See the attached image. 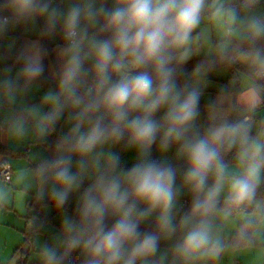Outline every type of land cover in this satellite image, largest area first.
Wrapping results in <instances>:
<instances>
[{"label":"clouds","instance_id":"clouds-1","mask_svg":"<svg viewBox=\"0 0 264 264\" xmlns=\"http://www.w3.org/2000/svg\"><path fill=\"white\" fill-rule=\"evenodd\" d=\"M0 144L37 264L264 258V0H0Z\"/></svg>","mask_w":264,"mask_h":264},{"label":"crops","instance_id":"crops-1","mask_svg":"<svg viewBox=\"0 0 264 264\" xmlns=\"http://www.w3.org/2000/svg\"><path fill=\"white\" fill-rule=\"evenodd\" d=\"M20 35H21V33L19 31L12 34V36H20ZM53 46H54V44L52 42H48L49 48H51ZM50 62H52V57H50L49 60L46 61V64H48ZM223 67H227V66H223ZM230 75H231V73L229 75H226V76H221L223 78H218V79L216 78L219 82L218 83L219 86L217 88H212V89L208 88L209 90L207 92L212 93L213 95H212L211 99H210V96H211L210 94H208L209 97L202 99V102H201L202 103V109H203V105L205 103H207L208 101L215 98L219 89L221 87H223L224 85H226L228 80H230V86L232 88H234L236 90L243 88L244 81L241 77L240 69L235 70L234 76H230ZM216 79H214V80H216ZM38 98H39V93H36L35 99L38 100ZM58 134H59V129L57 131V135ZM55 138L56 137L53 136L51 138V140H54ZM10 143L15 144L14 141H12ZM4 146L12 149L13 151H20L19 154H15V153L3 154L4 156H6L8 158V160L11 161L10 165H11L12 169L23 166L26 163V158L24 156V153H25L24 148L14 147L12 145H4ZM122 162L125 165L130 166L134 162V153H132V152L122 153ZM14 180H15V172L14 171H12V178H11V181L9 183H5V182L0 180V184H7L11 190L8 206L4 207V208H0V229L3 231H11L12 232L11 235L15 237L14 239L9 238V237H7L5 239L3 249H0V263L1 264H4L3 261L7 262L8 264H13L14 262H11L12 260H10L12 256H13V258L17 259L15 254H13V255L10 254V253H12L11 249H12L13 245L14 246L17 245L16 241H17V239H19L21 237V235H22L21 232H23V229H25L29 226V224H28V213L30 211V207L28 205L29 202L24 197H22L18 192H16L14 190ZM53 213H55V212L53 211ZM53 216L55 217L56 213ZM27 253L28 252H26V255L23 256V258H25V260L28 263H33L27 259V257H26L28 255ZM5 256H7V258ZM8 256H11V257L8 258ZM23 258H21V259H23ZM245 261L246 260H243L242 264H246ZM35 263H37V262H35ZM236 264H240V263H236Z\"/></svg>","mask_w":264,"mask_h":264},{"label":"rangeland","instance_id":"rangeland-1","mask_svg":"<svg viewBox=\"0 0 264 264\" xmlns=\"http://www.w3.org/2000/svg\"><path fill=\"white\" fill-rule=\"evenodd\" d=\"M209 48H210V45H209ZM205 50L207 51L208 48H206ZM216 71H217V73L214 74L210 78V82H209V85L206 89V94H205L204 98L209 97L208 94H210L211 95L210 99H211L213 94L207 92L209 90L208 88H211V89L217 88L219 86V84H218L219 82L217 79L223 78L221 76H226V75H229L231 73V71L228 67H223V66L218 67ZM214 79H216V80H214ZM202 119H203V115H202ZM169 156H171V153L169 154ZM153 157L159 158V154L156 153L155 150L153 151ZM186 199L187 198H184V205H185ZM54 214L55 213H53V212L48 214V216H49L48 228L43 234L31 232L29 226L27 228L23 229V232H21V234H22L21 237L19 239H17V241H16V243H17V245H15L16 247L13 245V247L11 249L12 253H10L12 255L15 254L17 259L13 258V256L12 257L8 256V258L11 257L10 260H12L11 262H14L13 264H17V262L20 261V259L26 255V252H28L27 253L28 255L26 256L27 259L30 262L37 264V263H35V262H37V259H36L35 249L33 248V243L34 242L39 243L41 240L47 239L49 234L53 233L55 228H58V226H59L58 217H57V214L54 217L53 216ZM11 234H12L11 231H3L0 229V249H3L4 241L7 237L12 238V239L15 238ZM260 253H261V249H259V248L238 250L234 253L226 254L221 259L219 264H236V263L242 264L243 260H246L245 261L246 264H264V258L261 257ZM5 257L7 258V256H5ZM3 263L8 264L5 261H3Z\"/></svg>","mask_w":264,"mask_h":264},{"label":"trees","instance_id":"trees-1","mask_svg":"<svg viewBox=\"0 0 264 264\" xmlns=\"http://www.w3.org/2000/svg\"><path fill=\"white\" fill-rule=\"evenodd\" d=\"M45 43H46L47 46H48V42L46 41ZM192 63H194V62H190V63H189V65H188L189 69L192 67ZM221 66H227V67L230 69V71H231V75H230V76H234V72H235V70H236V69H239V66L220 65L219 67H221ZM0 153H2V154H9V153L19 154L20 151H13L12 149H10V148H8V147H6V146L0 144ZM153 158H154V157H153ZM188 203H189V199L187 198L184 206L187 207V204H188ZM28 205H29V204H28ZM29 207H30V205H29ZM48 218H49V216H48ZM142 227H143V226H142ZM17 264H34V263H28V262L25 260V258H23V259H21L20 261H18Z\"/></svg>","mask_w":264,"mask_h":264},{"label":"built area","instance_id":"built-area-1","mask_svg":"<svg viewBox=\"0 0 264 264\" xmlns=\"http://www.w3.org/2000/svg\"><path fill=\"white\" fill-rule=\"evenodd\" d=\"M10 167L11 165L7 161L0 163V180L5 183H9L12 178V172L9 171Z\"/></svg>","mask_w":264,"mask_h":264}]
</instances>
